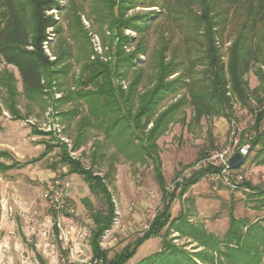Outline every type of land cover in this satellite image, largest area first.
I'll return each instance as SVG.
<instances>
[{"label": "trees", "instance_id": "obj_1", "mask_svg": "<svg viewBox=\"0 0 264 264\" xmlns=\"http://www.w3.org/2000/svg\"><path fill=\"white\" fill-rule=\"evenodd\" d=\"M83 2L95 10V20L101 24L97 33L106 60L91 42L86 47L79 41L86 33L78 14V10L85 12ZM139 7L164 9L166 22H160L155 9L134 11ZM56 12L66 18L67 27ZM152 28H159L160 36L157 45L150 46ZM66 32L76 40L75 46ZM75 48L77 53L86 52L87 63L79 77L83 87L64 94L59 78L67 72ZM141 56L146 59L141 61ZM0 63V112L28 120L34 109L47 112L53 107L65 123L79 115L75 150L84 142L80 138L96 128L104 133L106 147L113 143L127 159L151 160L163 207L141 237L111 259L101 248L100 237L116 215L109 188L114 177L84 166L70 154L67 142L52 145L60 146L62 161L71 172L82 175L92 192L105 196V208L92 215L97 226L92 249L101 264H127L144 242L155 237L162 239L161 247L136 264H264V217L252 221L231 214L227 231L217 235L204 223L191 221L185 211L172 216V202L206 171L197 170L182 181L176 178L175 187L167 189L157 143L171 124L184 121V106L192 109L194 124L209 117L231 121L234 104L249 106L252 99L261 104L254 118L257 135L251 140L252 149L264 140V131H259L264 125V0H68L66 5L62 0H0ZM9 65L19 72L21 90ZM146 69H152L146 74L148 83L143 78ZM251 71L259 80L254 88L247 77ZM122 80L128 84L122 85ZM170 96L180 98L163 106ZM69 103L73 105L60 109ZM35 133L52 135V130ZM52 146L47 145L44 153ZM4 155L0 151V157ZM11 166L0 162L2 168ZM110 166L114 173L116 166ZM246 185L251 198L264 195L261 188ZM184 238L189 240L182 245L175 242ZM193 243L196 251L188 250Z\"/></svg>", "mask_w": 264, "mask_h": 264}, {"label": "rangeland", "instance_id": "obj_2", "mask_svg": "<svg viewBox=\"0 0 264 264\" xmlns=\"http://www.w3.org/2000/svg\"><path fill=\"white\" fill-rule=\"evenodd\" d=\"M62 3L66 5L68 0H62ZM83 8L85 12L78 10V14L81 15L83 30L86 33L79 41L86 47H89L91 42L94 49L102 55L101 58L106 60V54L101 48V37L97 33L102 27L95 20V10L85 2ZM149 9H155L162 24L166 22L163 20L164 9L161 11L158 7H139L134 11ZM57 12L56 18H61V23L67 27L66 18ZM159 32V28L150 30V46L157 45ZM64 35L75 46L76 40L67 32ZM52 38L56 36L53 34ZM74 51V57L67 61V72L59 78L64 94L83 87L79 83V77L87 63L86 52L81 49L77 53L76 48ZM47 52L51 53L50 49H47ZM140 59L144 61L146 57L141 56ZM8 68L15 73L21 90L22 82L17 68L10 65ZM151 70H145V83L149 81L146 74L151 73ZM247 77L251 88L259 85L258 77L253 71ZM121 84L127 85L128 81L122 80ZM90 88L92 86L86 89ZM55 95L61 96L59 93ZM262 97L264 99V95ZM178 98L180 96H170L162 105L166 106ZM249 104H234L231 121L225 117H209L203 118L200 124H194L192 109L189 106L183 107L184 121L171 124L157 142L164 176L167 179V189L175 187L176 178H181L182 181V177H186L182 175L183 170L196 165L211 153L224 150L232 137L236 136L240 142L250 144V139L253 140L257 135L254 118L261 104L254 99L250 100ZM72 105L69 103L60 109L65 110ZM34 110L28 120L13 119L9 111L0 112V151L7 153L0 157V162L13 164L6 169L0 167V264H101V260L94 257L92 249L93 232L97 228L92 215L94 211L105 208V196L101 192H92L82 175L70 171L68 164L62 161L60 146H52L59 140L68 143L70 154L84 166L92 168L95 173L114 177L109 188L113 194L116 215L111 228L104 231L100 237L101 248L106 250L112 259L128 244L141 237L156 213L163 207V193L155 179L151 160L141 162L127 159L125 153L116 151L113 143L106 147L104 133L96 128L89 129L87 138H80V141L84 142L80 149L75 150V142L78 139L76 122L79 115L65 123L55 114L53 107L47 108V112L38 108ZM24 112L26 113L25 110ZM37 129L48 132L52 130V135L36 134ZM259 131H264V125H261ZM47 145H51L52 149L44 153ZM243 162L230 173L231 181L237 184L239 189L213 177L212 172L205 167L200 168L199 170H205L206 173L182 197L179 196L172 202V216L176 217L185 211L191 221L204 223L210 233L217 235H223L227 231L231 214L237 218L244 216L252 221L263 218L264 195L251 198L246 184L249 183L250 189L251 186H257L264 191V140L254 149L251 147ZM110 164L116 166L114 173L110 172ZM54 176L71 181V196L75 202L76 213L68 223L72 225L68 241L61 236V228L57 225V212L49 208L41 196L43 189ZM257 204H262V208L254 209ZM176 234L173 233L172 236ZM187 240L189 239H176L175 242L182 245ZM161 243L160 237L147 240L127 264H136L141 258L155 253ZM195 246L196 243H193L188 245L187 249L196 251Z\"/></svg>", "mask_w": 264, "mask_h": 264}, {"label": "built area", "instance_id": "obj_3", "mask_svg": "<svg viewBox=\"0 0 264 264\" xmlns=\"http://www.w3.org/2000/svg\"><path fill=\"white\" fill-rule=\"evenodd\" d=\"M251 140L252 138L250 144ZM250 144L240 142V139L234 136L224 150L211 153L210 156L200 160L196 165L183 170L182 175L188 177L200 168L205 167L212 170L213 177L221 179L232 188L239 189L237 184L231 181L230 173L234 168L231 166L230 161L239 152L244 157L247 156L251 149ZM180 180L181 178L178 179V181ZM41 196H43L49 208L57 212V225L61 228V236L68 241L72 233V225H68V223L76 213L75 202L71 196V181L68 178L54 176L43 189Z\"/></svg>", "mask_w": 264, "mask_h": 264}, {"label": "water", "instance_id": "obj_4", "mask_svg": "<svg viewBox=\"0 0 264 264\" xmlns=\"http://www.w3.org/2000/svg\"><path fill=\"white\" fill-rule=\"evenodd\" d=\"M57 11V10H56ZM244 156L239 152L231 159V166L235 169L240 167L244 162Z\"/></svg>", "mask_w": 264, "mask_h": 264}, {"label": "crops", "instance_id": "obj_5", "mask_svg": "<svg viewBox=\"0 0 264 264\" xmlns=\"http://www.w3.org/2000/svg\"><path fill=\"white\" fill-rule=\"evenodd\" d=\"M1 152H3V151H1Z\"/></svg>", "mask_w": 264, "mask_h": 264}]
</instances>
